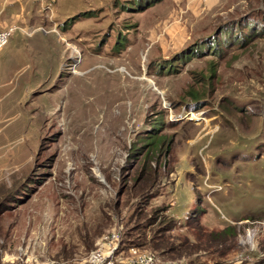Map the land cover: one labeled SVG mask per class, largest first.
<instances>
[{
    "label": "rangeland",
    "instance_id": "obj_1",
    "mask_svg": "<svg viewBox=\"0 0 264 264\" xmlns=\"http://www.w3.org/2000/svg\"><path fill=\"white\" fill-rule=\"evenodd\" d=\"M56 4L71 39L0 52V264H83L112 230L222 264L198 228L224 227L225 264H264V0Z\"/></svg>",
    "mask_w": 264,
    "mask_h": 264
},
{
    "label": "crops",
    "instance_id": "obj_2",
    "mask_svg": "<svg viewBox=\"0 0 264 264\" xmlns=\"http://www.w3.org/2000/svg\"><path fill=\"white\" fill-rule=\"evenodd\" d=\"M56 2L57 0H0V16L3 22L8 25H17L18 27H23V28H28V27L36 28L38 26L43 25V26H47V28H53L56 30L61 29V31L66 35V37L71 39L69 37V34L76 29L77 21H75L76 24L74 22H71L72 24L74 23V25L72 26L67 24V26H65V30L62 27V24L65 22V20L71 18L70 15L71 10H73L76 7V4H70V8L67 11L68 13L66 12L65 14H61ZM88 9L89 8L85 7L84 9H82L81 12L88 13L89 12ZM104 9L107 10V8ZM48 12L53 14L52 18H50L49 21L45 20L46 18L42 19V13H48ZM49 25L50 27H48ZM52 34H55V32H52ZM56 34H58V31ZM57 39L60 42L63 41V37L61 35H59ZM66 43L68 45L67 41ZM30 91L31 88L28 89L29 93ZM204 217H205L204 214L200 215V217L198 218V222L199 219L203 220ZM252 220H259V219H252ZM227 221H229V223L231 224V222L234 220L228 219ZM224 261L226 260L222 258L220 263L225 264Z\"/></svg>",
    "mask_w": 264,
    "mask_h": 264
},
{
    "label": "built area",
    "instance_id": "obj_3",
    "mask_svg": "<svg viewBox=\"0 0 264 264\" xmlns=\"http://www.w3.org/2000/svg\"><path fill=\"white\" fill-rule=\"evenodd\" d=\"M23 27L17 25L4 26L0 19V52L8 44L15 31H22ZM188 213L185 212L184 220L188 221ZM83 264H179V260H164L156 252L143 250L130 246L124 247L121 241V232L112 230L104 234L97 247L87 253ZM49 264V263H45Z\"/></svg>",
    "mask_w": 264,
    "mask_h": 264
},
{
    "label": "trees",
    "instance_id": "obj_4",
    "mask_svg": "<svg viewBox=\"0 0 264 264\" xmlns=\"http://www.w3.org/2000/svg\"><path fill=\"white\" fill-rule=\"evenodd\" d=\"M137 1L139 4V9L145 10V9L149 8L151 5L155 4L156 2H159L160 0H137ZM142 1H143V3H142ZM146 141H143L144 147L141 146V148L151 149L150 147L145 146ZM159 146H160V143L158 144L157 149L159 148ZM157 149H151L150 152L156 151ZM144 181L147 182V180H145V179H144ZM5 198H8V195H6ZM170 222H172V220ZM167 224H168V221L166 222V225ZM171 229H172L171 225H168L167 227L165 226L164 230H162L161 233L167 232V234H168V233H170ZM198 231H199V233L203 232V234H204V237H205L204 245H205L206 249L208 248L207 251H213V252L220 254L223 257L231 258V254H228V253L222 254V253L225 249L224 246L226 244H231V240L234 237V233H233L234 230L232 227H224V229L212 230V231H210V230L208 231L205 229L203 231H201V229L198 228ZM159 241L160 240L157 239L156 240L157 244H153V247L155 249H153V250L149 249V250L156 252L159 256H161L165 259L176 261L177 259H170L171 257L168 256V254L180 253L182 250L190 249V244L188 243V240H185L184 243L178 244V245H175L172 241H169V240L167 241L165 239H162V241L160 243H159ZM130 246L143 248L142 245H137V244H130L127 247H130ZM262 248H264V247H262ZM166 256L168 258H166ZM223 257H221V259Z\"/></svg>",
    "mask_w": 264,
    "mask_h": 264
},
{
    "label": "bare ground",
    "instance_id": "obj_5",
    "mask_svg": "<svg viewBox=\"0 0 264 264\" xmlns=\"http://www.w3.org/2000/svg\"><path fill=\"white\" fill-rule=\"evenodd\" d=\"M75 74L77 73V72H74Z\"/></svg>",
    "mask_w": 264,
    "mask_h": 264
}]
</instances>
